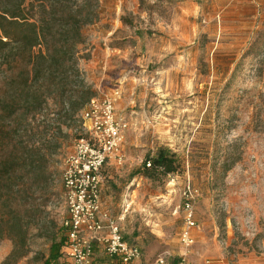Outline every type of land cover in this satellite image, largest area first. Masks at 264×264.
I'll return each mask as SVG.
<instances>
[{
	"label": "rangeland",
	"instance_id": "1",
	"mask_svg": "<svg viewBox=\"0 0 264 264\" xmlns=\"http://www.w3.org/2000/svg\"><path fill=\"white\" fill-rule=\"evenodd\" d=\"M98 10L99 19L84 28L78 66L93 97L119 92L116 111L128 123L125 157L103 166L101 198L125 239L141 249L140 264H156L163 255L177 264L186 250L188 186L198 190L199 225L186 250L190 264L264 260V0H100ZM256 38L258 55L243 58ZM11 67L0 64L3 96L25 69ZM62 106L49 98L29 117L31 138L46 156L30 180L31 193L23 195L37 209L24 219L30 225L24 248L22 220L11 219L13 237L0 241V264L15 240L18 255L7 264H42L61 227L67 243L63 171L78 139L89 134L85 107L71 113ZM160 147L175 152L182 169L148 177L143 163ZM67 261L65 253L60 263ZM93 264L122 263L95 244Z\"/></svg>",
	"mask_w": 264,
	"mask_h": 264
},
{
	"label": "trees",
	"instance_id": "2",
	"mask_svg": "<svg viewBox=\"0 0 264 264\" xmlns=\"http://www.w3.org/2000/svg\"><path fill=\"white\" fill-rule=\"evenodd\" d=\"M140 1L143 4L145 0ZM99 2L0 0V64L11 67L19 63L25 67L19 70V76L11 78L4 96L0 89V241L13 237L11 219L19 217L22 221L17 228L20 246L24 248L30 228L24 219L33 216L37 209L31 202H24L23 195L31 193L30 180L41 157L46 156L31 138L29 117L35 116L49 98L63 105V110L67 103L68 111L75 113L94 96L78 61L80 46L86 42L84 28L99 19ZM260 50L256 38L242 57L258 55ZM22 131L26 139H21ZM231 166L228 164L225 169ZM142 168L148 177L167 176L181 170L182 164L175 152L160 147L147 156ZM59 233L51 237L50 253L42 264H61L66 240L63 227ZM18 244L15 240V247L3 264L17 257Z\"/></svg>",
	"mask_w": 264,
	"mask_h": 264
},
{
	"label": "built area",
	"instance_id": "3",
	"mask_svg": "<svg viewBox=\"0 0 264 264\" xmlns=\"http://www.w3.org/2000/svg\"><path fill=\"white\" fill-rule=\"evenodd\" d=\"M118 97L116 91L89 100L82 113L86 125L88 123L89 135L78 139L65 162L63 184L68 217L63 226L68 238L66 264H93L95 244L103 246L110 257L122 264H139L142 257L139 246L125 239L118 221L103 207L101 198L103 166L111 158L121 164L125 157L123 143L128 123L116 111ZM197 192L190 186L183 192L181 241L186 250L195 242L193 230L199 228L193 200ZM186 250L180 254L177 264H190ZM165 263V256L156 260V264Z\"/></svg>",
	"mask_w": 264,
	"mask_h": 264
},
{
	"label": "crops",
	"instance_id": "4",
	"mask_svg": "<svg viewBox=\"0 0 264 264\" xmlns=\"http://www.w3.org/2000/svg\"><path fill=\"white\" fill-rule=\"evenodd\" d=\"M174 211L177 212L176 207H175ZM193 233H194V235H196L195 230H193ZM163 256L166 257V263L165 264H168L169 261H168L167 256L166 255H163ZM142 257H141V259H142ZM141 259L139 261V264L141 262ZM193 264H233V263H230L229 261L225 260L224 258H221V259L216 260V261L196 259V262H193ZM237 264H264V260L247 261V262L237 263Z\"/></svg>",
	"mask_w": 264,
	"mask_h": 264
}]
</instances>
